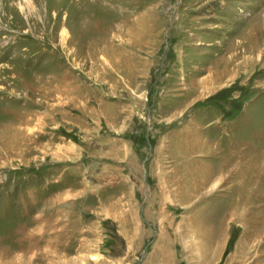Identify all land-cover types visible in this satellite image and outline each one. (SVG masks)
Returning a JSON list of instances; mask_svg holds the SVG:
<instances>
[{
  "label": "rangeland",
  "instance_id": "1",
  "mask_svg": "<svg viewBox=\"0 0 264 264\" xmlns=\"http://www.w3.org/2000/svg\"><path fill=\"white\" fill-rule=\"evenodd\" d=\"M0 264H264V0H0Z\"/></svg>",
  "mask_w": 264,
  "mask_h": 264
},
{
  "label": "bare ground",
  "instance_id": "2",
  "mask_svg": "<svg viewBox=\"0 0 264 264\" xmlns=\"http://www.w3.org/2000/svg\"><path fill=\"white\" fill-rule=\"evenodd\" d=\"M64 34V33H63Z\"/></svg>",
  "mask_w": 264,
  "mask_h": 264
}]
</instances>
